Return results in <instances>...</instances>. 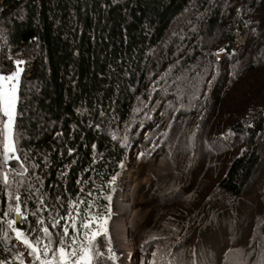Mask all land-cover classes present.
Segmentation results:
<instances>
[{
    "label": "trees",
    "instance_id": "trees-1",
    "mask_svg": "<svg viewBox=\"0 0 264 264\" xmlns=\"http://www.w3.org/2000/svg\"><path fill=\"white\" fill-rule=\"evenodd\" d=\"M17 55L0 264H40L7 225L9 193L29 241L47 227L56 249L69 203L83 240L81 217L112 216L133 163L151 181L139 264H264V0H0V67ZM93 244L92 264H117L108 236Z\"/></svg>",
    "mask_w": 264,
    "mask_h": 264
},
{
    "label": "snow or ice",
    "instance_id": "snow-or-ice-1",
    "mask_svg": "<svg viewBox=\"0 0 264 264\" xmlns=\"http://www.w3.org/2000/svg\"><path fill=\"white\" fill-rule=\"evenodd\" d=\"M221 51H223V49ZM13 63L15 65V71L7 75L0 73V113L7 118L6 120H0V124L3 125V127L0 128V137H2V141L0 142L3 144V160L5 164L11 159H19V157L15 155L18 149L14 139L13 126L15 124L18 100L17 89L23 71L21 65H23L25 61L17 59L14 60ZM93 148H95V145H93ZM121 167H123V165H121ZM21 168L24 169L23 164H21ZM24 171H27V169H24ZM0 176H2V182L6 188L11 185L12 181L9 179L7 172L0 173ZM115 179L116 177L114 176L112 178L113 183ZM9 195L15 200V205L13 206L10 204L8 212L4 213V216L7 217L10 213L22 216V204L24 203L22 197L16 192L9 193ZM89 195H91V193H89ZM80 203H86L89 209L92 207V204L89 202L82 200ZM41 204H43V201H41ZM39 210L40 209H37V211ZM74 212L75 215L73 214ZM80 214L81 209L79 205L70 202L68 214L66 217L62 218L64 220L63 233L59 237V247L56 249L51 247L52 233L47 227L40 229L44 234L43 238L34 237L35 243H32L21 230L14 228L16 221L7 220V225L10 229H13L16 238L22 240L23 244L30 249L29 255L40 261V264H54V262L55 264H92L94 259L103 256L102 252L96 250L93 241H95L97 236L101 235V233L105 236L108 235V218L92 216L90 213L87 219L81 217L80 228L88 230L83 233V240H81L80 230L77 228V217H80ZM97 222L98 228L92 231L91 225ZM40 223H43V221H40ZM59 224L60 221L57 220L52 227L55 228ZM70 228L72 229L71 234L69 232ZM5 235H7V233H5ZM66 238L70 240V243H66ZM108 251L111 253L113 250L109 247ZM50 253L53 257L52 260L47 259ZM41 256L45 259L42 260ZM108 259L114 260V254L110 255Z\"/></svg>",
    "mask_w": 264,
    "mask_h": 264
},
{
    "label": "rangeland",
    "instance_id": "rangeland-1",
    "mask_svg": "<svg viewBox=\"0 0 264 264\" xmlns=\"http://www.w3.org/2000/svg\"><path fill=\"white\" fill-rule=\"evenodd\" d=\"M237 41H238V44L239 43L241 44L239 39ZM21 67L23 68L22 65H21ZM13 71H15V66H14L12 71H9L4 67H0V73H3L5 75L10 74ZM23 72H24V69H23L22 73ZM5 86H7V85H5ZM6 119L7 118L3 116V120H6ZM1 149L3 151V144H1ZM167 178L169 179V176ZM127 181H129V185H130V187H128V188L126 186ZM115 182H118L119 190L122 189V191H124V192H126L127 190L132 191V195H131L132 196V200H131L132 201V204H131L132 216H131L129 222H131L133 224V227L130 228V233H131L130 235L131 236L129 237L128 232L126 234L127 238H129L128 240H129L130 246H128V248L124 252H123V250H120L115 242L117 240L121 239L119 237H121L120 235L122 233H120L121 231L117 230L115 233H118V234H115L114 230H112V226L115 223L119 222L120 217H121L118 213V207L116 205V202L118 201L119 195L121 194L119 190H117L115 192L114 203H113V215L110 219H108V223H107L108 235L110 236V239L112 241L113 248H114L118 263H120V264H134V263H136V259H135L136 258L135 257L136 249L134 247L135 242L133 240L134 239L133 235L137 232L138 228L141 225H143L142 223H143V221L145 219V215H146V211L142 208V206L146 202V199L144 196H142V192H140V191L146 185L151 184V181H150V178L145 174V171L142 173V175H141V173L139 174L138 171L135 169V166L133 163V165L131 166V168L127 172H121L119 174V176H116ZM160 182L164 183L162 180H160ZM166 182H168V181L166 180ZM164 184L165 185H163V184L160 185L157 188V191H163L162 187H164V188L168 187V183H164ZM159 194L160 193H156L155 195H159ZM132 207H133V210H132ZM150 222H152V220H147V224H150ZM147 226H145V227H147ZM97 228H98V222L93 223L91 225L92 231H95ZM130 239H131V241H130ZM207 240L210 243H212L214 246L216 244L215 248H217L219 246V244L216 242V234L211 235L209 237V239H207ZM132 243H134V245ZM131 244H132V247H131ZM130 253H132V254H131L130 259H128ZM22 260L25 264H31L29 257L22 256Z\"/></svg>",
    "mask_w": 264,
    "mask_h": 264
},
{
    "label": "bare ground",
    "instance_id": "bare-ground-1",
    "mask_svg": "<svg viewBox=\"0 0 264 264\" xmlns=\"http://www.w3.org/2000/svg\"><path fill=\"white\" fill-rule=\"evenodd\" d=\"M128 177V176H127ZM127 188L130 187L129 181L126 183ZM132 191L127 190L126 192H122L119 195L117 205H118V213L121 216L119 222L115 223L112 226V230H114V233L119 230L122 233L119 237L121 239L116 241V244L120 250H123V252L130 246L129 243V238H127V232L129 233V237L131 236L130 234V228L133 227V224L129 222L131 216H132V211H131V204H132ZM115 207V206H114ZM133 210V207H132ZM118 234V233H115ZM126 254V253H125ZM131 254V253H130ZM127 256V255H126ZM130 259V258H129Z\"/></svg>",
    "mask_w": 264,
    "mask_h": 264
},
{
    "label": "clouds",
    "instance_id": "clouds-1",
    "mask_svg": "<svg viewBox=\"0 0 264 264\" xmlns=\"http://www.w3.org/2000/svg\"><path fill=\"white\" fill-rule=\"evenodd\" d=\"M20 56V55H19ZM4 68H6V67H4ZM7 70H9V68L7 67L6 68ZM127 172V171H126ZM121 172H118L116 175H115V177L116 176H119V174H120ZM112 185H118L116 188H115V192L117 191V190H119V184H118V182H112L111 183ZM120 191V193H122V192H124V191H122V189H120L119 190ZM115 192H114V196H115ZM114 196H113V198H112V202H111V208H112V215H113V203H114ZM116 205H117V202H116ZM117 207H118V205H117ZM112 217V216H111ZM110 217V218H111ZM110 218H108V219H110ZM101 235H103V234H101ZM100 236V235H99ZM108 237H109V240H110V242H111V247H112V249H113V251H114V248H113V244H112V241H111V239H110V236L109 235H107ZM98 237V236H97ZM132 239V238H131ZM131 239H130V241H131ZM116 243V242H115ZM133 245H134V243H132ZM132 244H131V247H132ZM135 247V249H136V252H135V259H136V263H134V264H139V262H140V258H139V253H138V249H137V247H136V245L134 246ZM133 252V251H132ZM114 253H115V251H114ZM132 254V253H131ZM131 254H129V257H128V259L131 257ZM123 256V255H122ZM115 259H116V262H117V264H120V263H118V261H117V258H116V255H115ZM94 261V260H93ZM93 261H92V263H93Z\"/></svg>",
    "mask_w": 264,
    "mask_h": 264
},
{
    "label": "water",
    "instance_id": "water-1",
    "mask_svg": "<svg viewBox=\"0 0 264 264\" xmlns=\"http://www.w3.org/2000/svg\"><path fill=\"white\" fill-rule=\"evenodd\" d=\"M26 218L29 219V216H26ZM22 219H24L22 216H17L14 213L13 220L16 221V223L14 225L15 229H18V230H21V231L24 229V227L21 225V220Z\"/></svg>",
    "mask_w": 264,
    "mask_h": 264
}]
</instances>
